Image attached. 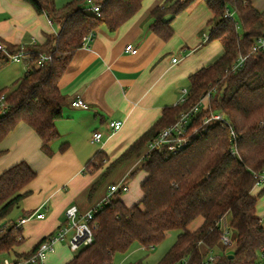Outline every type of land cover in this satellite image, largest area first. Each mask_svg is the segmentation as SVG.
<instances>
[{"label": "trees", "instance_id": "trees-1", "mask_svg": "<svg viewBox=\"0 0 264 264\" xmlns=\"http://www.w3.org/2000/svg\"><path fill=\"white\" fill-rule=\"evenodd\" d=\"M25 1L59 30L47 36L45 44L25 52L30 56L27 72L0 91V97L6 98L5 108L0 106V142L25 123L42 140L43 153L51 157L53 144L61 138L56 123L68 104L60 82L83 48L84 38L102 25L110 32L117 31L141 10L145 0H92L100 7L97 14L88 11V0H66L62 9L56 7L55 0ZM196 1L167 0L156 7L151 31L162 40L172 39V20ZM204 1L213 14L208 42L219 41L224 55L190 76L186 101L166 108L151 129L109 165L103 178L125 162L141 160L130 178L140 171L148 174L141 186L144 197L132 207L121 200L122 191L110 197L95 214L93 243L67 264H114L115 257L127 254L134 244L152 250L174 231L179 232L178 238L159 264H263L264 225L256 211L264 190L258 198L253 190L264 173V52L253 51V46L264 36V11H258L251 0ZM7 48L11 54L22 51L12 45ZM42 56L50 59L40 65ZM241 56L248 58L233 71ZM209 94V108L192 124L188 146L176 154L157 150L145 154L149 143ZM216 113L226 122L205 126L204 120ZM68 148L64 144L60 150ZM104 159L105 155L98 153L88 168H101L95 164ZM36 178L37 173L26 162L0 176V258L24 243L22 229L8 218L30 196L26 188ZM99 185H93L91 195ZM199 219L202 224L191 231ZM230 230L236 245L232 259L221 243L224 231L230 234ZM42 241L30 253L17 256L30 257ZM215 251L219 252L215 262L208 263Z\"/></svg>", "mask_w": 264, "mask_h": 264}, {"label": "crops", "instance_id": "crops-1", "mask_svg": "<svg viewBox=\"0 0 264 264\" xmlns=\"http://www.w3.org/2000/svg\"><path fill=\"white\" fill-rule=\"evenodd\" d=\"M166 1L145 0L141 10L117 31L110 32L106 26H100L88 45L76 53L60 82L68 104L63 108V118L56 123L61 138L52 146L53 156L43 153L42 140L25 123H20L0 142V176L21 162L37 173L36 180L26 188L31 194L23 200L19 220L37 212L44 215L22 226L24 243L11 254L30 253L40 241L67 223L69 208L76 206L82 214L99 209L109 198L113 185L126 184L129 193L139 181L138 197L128 198L127 193L121 200L128 207L142 201L141 186L148 174L140 171L128 183L141 166V160L125 162L103 178L107 168L151 129L166 108L180 103L184 91H188L190 76L214 65L224 55L219 41L208 42V23L213 14L204 0L196 1L172 20V39L165 41L155 35L151 31L152 11ZM251 2L258 11H264V0ZM58 30L46 15L38 14L25 0H0V43L5 46L27 52L31 47L45 44L46 37L56 35ZM129 45L137 49V54L127 52ZM27 59H23L22 65L7 63L0 53V91L24 76ZM76 98L87 103L89 109L74 108L72 102ZM111 122H122V129L112 131ZM96 132L103 134L100 143L92 142ZM64 144L69 148L61 152ZM100 152L107 163L97 170L88 168ZM97 182L100 185L91 195ZM257 190L258 186L253 190L255 197ZM256 213L264 225L258 204ZM201 224L202 220L191 231ZM235 250L234 244L228 255H233ZM218 254L215 251L211 256ZM73 258L54 251L43 264H67Z\"/></svg>", "mask_w": 264, "mask_h": 264}, {"label": "built area", "instance_id": "built-area-1", "mask_svg": "<svg viewBox=\"0 0 264 264\" xmlns=\"http://www.w3.org/2000/svg\"><path fill=\"white\" fill-rule=\"evenodd\" d=\"M88 11L92 13H99L100 7L95 5L92 0H88ZM228 17L232 18L233 15H228ZM92 38V35H89L84 38V46L88 45ZM127 52L131 54H137V49L133 46L129 45L126 48ZM253 51L264 52V36L260 37L253 46ZM0 53L3 54L6 58H8L12 63H20L23 59L28 58L30 56L27 55L24 51H21L17 54H11L8 51L7 46L0 43ZM248 56L239 57L236 64L232 67L233 71L238 70L243 63L247 60ZM50 59L47 56H42L39 64L42 65L46 60ZM177 59H173V63H177ZM188 92L185 90L183 93V98L180 103H183L187 99ZM211 94L201 100L200 104L193 107L192 109L183 112L178 121L163 130L151 143H149L147 147V153L152 151H166L171 154H176L183 150L186 146L189 145V133L191 132L192 124L194 123L197 116L201 113V111L207 110L209 108V99ZM5 96L0 97V106L1 108H5ZM72 106L78 109H89V105L85 103L81 98H76L72 102ZM226 122V118L221 113H216L204 120V125L209 126L214 123ZM112 131L117 132L120 131L123 127L122 122H111L109 124ZM234 136V133L232 132ZM103 134L100 132H96L92 136V142L100 143L102 140ZM235 154L236 151L233 150ZM260 184H264V173L259 175L257 186ZM122 191L126 193L129 191V187L126 184L121 185H113L110 189L109 198L112 197L115 193ZM108 198V199H109ZM107 199V200H108ZM97 210L91 211L86 214H82L78 207L73 206L69 208L66 212L67 223L59 228L55 233L45 238L39 245L37 251L32 254L30 257H19L14 254H9L5 258L0 261V264H43L47 255L49 253H53L55 251V246L65 241L69 234H71L69 247L72 252H78L79 250L90 246L93 243V233L95 230L94 217ZM44 217L43 214L35 213L26 219H20L16 223L17 228H22V226L32 218L42 219ZM221 243L224 247L230 249L234 243L229 236L227 231H224L221 237ZM262 260L264 261V253L262 254ZM216 260V256H210L207 260L208 263H214Z\"/></svg>", "mask_w": 264, "mask_h": 264}, {"label": "rangeland", "instance_id": "rangeland-1", "mask_svg": "<svg viewBox=\"0 0 264 264\" xmlns=\"http://www.w3.org/2000/svg\"><path fill=\"white\" fill-rule=\"evenodd\" d=\"M55 4L56 7L58 9H62L64 7V5L66 4V0H55ZM234 20L237 22L238 19L235 17ZM240 32H242L240 30ZM23 62H21L20 65H22ZM15 65V64H14ZM101 160H97L96 161V166H104L107 163V160L104 159L103 162H100ZM115 175V173L113 174V176ZM131 178L128 180V183L131 182L130 181ZM140 182L138 181L135 185H133L134 189L131 190V192H126L123 193L122 195L124 196L125 194L128 193V198H137L139 193H140V189L138 188ZM264 190V184H260L258 186V190H257V196H259L258 194ZM126 197V198H127ZM258 198V197H257ZM258 202V213L262 214V216H264V195L261 196ZM140 201H138V203H132L133 206L136 204H139ZM23 212V202L20 204V206L18 208H15L13 210V212L11 213V215L9 216V220H12L14 222H16L17 220H19V218L21 217ZM43 212H46V210H44ZM264 218V217H263ZM200 220H197L196 222H194L191 227L190 230L193 229V227L195 228V226L199 223ZM264 222V219H263ZM179 232L174 231L168 234L167 238L157 247H155L152 250H148L144 247H142L141 245H139L138 243L134 244L133 247L130 249V251L125 254H119L115 257L114 260V264H138L140 262H143V264H159V262L164 258V256L169 252V250L172 248V246L175 244L177 238H178ZM230 235L233 237L234 233L230 230ZM70 238H71V234L68 235V237L66 238L65 241H62L60 243H58L55 246V254H60V253H65L68 254L70 256V258H73L78 252H71L70 247H69V242H70ZM235 244V242H234ZM53 253H49L47 255V258L50 257V255H52ZM262 256H260V258L262 259ZM6 256H4L3 258H5ZM0 258V261L3 259Z\"/></svg>", "mask_w": 264, "mask_h": 264}, {"label": "water", "instance_id": "water-1", "mask_svg": "<svg viewBox=\"0 0 264 264\" xmlns=\"http://www.w3.org/2000/svg\"><path fill=\"white\" fill-rule=\"evenodd\" d=\"M234 257V255H229V258L232 259Z\"/></svg>", "mask_w": 264, "mask_h": 264}]
</instances>
